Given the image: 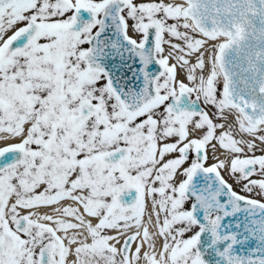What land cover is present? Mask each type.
<instances>
[{"label":"snow or ice","instance_id":"obj_1","mask_svg":"<svg viewBox=\"0 0 264 264\" xmlns=\"http://www.w3.org/2000/svg\"><path fill=\"white\" fill-rule=\"evenodd\" d=\"M0 264H264V0H0Z\"/></svg>","mask_w":264,"mask_h":264}]
</instances>
